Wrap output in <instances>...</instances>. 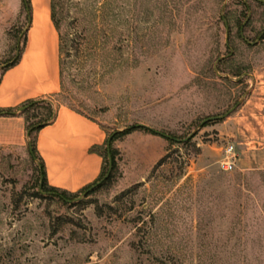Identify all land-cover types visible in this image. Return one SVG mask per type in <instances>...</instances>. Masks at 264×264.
<instances>
[{
	"label": "rangeland",
	"instance_id": "374dc122",
	"mask_svg": "<svg viewBox=\"0 0 264 264\" xmlns=\"http://www.w3.org/2000/svg\"><path fill=\"white\" fill-rule=\"evenodd\" d=\"M20 2L0 0L7 60L26 25ZM52 2L54 108L107 138L143 125L175 142L160 137L149 167H123L118 152L111 182L68 202L39 191L29 138L0 146V264H264V151L236 134L239 122L264 127V0ZM210 117L223 118L200 126Z\"/></svg>",
	"mask_w": 264,
	"mask_h": 264
},
{
	"label": "crops",
	"instance_id": "0c3cea01",
	"mask_svg": "<svg viewBox=\"0 0 264 264\" xmlns=\"http://www.w3.org/2000/svg\"><path fill=\"white\" fill-rule=\"evenodd\" d=\"M23 1L18 5V12L22 10ZM28 3L30 14L22 31L25 40L23 45L19 38L16 41V47L22 46L19 60L2 73L0 71V110L13 111L11 116L0 115L1 147L26 144L25 121L19 112L24 103L51 102L60 91L59 35L51 17V0H28ZM5 33L0 27V70L4 67L1 63L7 60L9 43ZM55 112V119L35 135L37 155L42 160L50 187L76 193L94 183L102 172L103 158L100 152L91 149L104 145L106 130L100 122L70 107L61 105L55 107ZM241 115L242 122L247 120V114ZM243 126L244 123L239 122L237 137L244 140L243 136H246L255 151H264V127L257 126L252 130L250 126L246 129ZM164 146L159 136L141 130L133 131L113 144L122 157L123 167L130 159L149 167L162 157Z\"/></svg>",
	"mask_w": 264,
	"mask_h": 264
},
{
	"label": "trees",
	"instance_id": "16d2710c",
	"mask_svg": "<svg viewBox=\"0 0 264 264\" xmlns=\"http://www.w3.org/2000/svg\"><path fill=\"white\" fill-rule=\"evenodd\" d=\"M53 8H54V5H53V2L51 0V17H52L53 24H54L56 30L58 31L57 24L54 20ZM22 11L26 15V22H27L28 16L30 14V7H29L28 0H24L22 2ZM22 31L23 30H21V32ZM21 32H19V34ZM58 35H59V32H58ZM24 40H25V35H22V38L20 39L22 45L24 43ZM60 42L61 41H60V35H59V52L61 50ZM16 50H17L16 56L13 55V57L11 59L6 60V61L1 63L2 65H4V67L0 70L1 73L3 71H5L6 69L14 66L18 62L21 51H22V46L18 45L16 47V44H15L14 52ZM22 107H26L22 112H20V115H22L24 118L25 130H26V133L28 132V136H27L29 138L28 144L30 145V147L28 146V153H29V156H30L32 162L34 164H36L37 187H38L40 192H42L44 194H49L53 197H58L63 202L75 201L79 197L80 194H82L85 191H87L88 189H90L93 185L98 183L105 176L107 169H108V156H107V152H106V142H107V139L111 135H109V137L106 138V141L103 145V146H105V150H103V151L101 150L103 147H100V148L94 147L91 149V151L100 152V154L103 158V164L105 161V163L107 165L106 171H104V167H102V172H101L99 178L94 183L84 187L83 189H81L80 191H78L76 193H68L66 191H62V190L50 187L46 181L42 160L37 155V151H36V147H35V135L44 126L50 124L55 119V115H56L55 108L51 102L46 101V100L28 101V102L24 103L22 105ZM12 112H13L12 110H0V115L3 114L4 116H11ZM137 130H141V131H144V132L149 133L151 135L162 137V136L158 135L156 131L149 129L147 127H133V126H131V127H128L122 131L113 133L111 141H110V157H111V162H112L111 173H110L109 177L101 185H99L95 189L91 190L86 196H88L89 194H92L93 192L105 187L107 184H109L111 182V180L113 178V173L117 169L116 156L118 154V151L113 148V143L115 141L123 138L124 136L130 134L131 132L137 131ZM162 138H164V137H162ZM165 139H167L170 143L175 142V139L172 136H168ZM165 157H163L158 162V164L160 162H162L165 159Z\"/></svg>",
	"mask_w": 264,
	"mask_h": 264
},
{
	"label": "water",
	"instance_id": "95a60500",
	"mask_svg": "<svg viewBox=\"0 0 264 264\" xmlns=\"http://www.w3.org/2000/svg\"><path fill=\"white\" fill-rule=\"evenodd\" d=\"M22 37V35L20 36ZM20 39V38H19ZM26 107H22L19 109V112H22ZM233 109H231L230 111H228L226 113V116L228 114H230L232 112ZM223 117H210V118H207L205 120H203L201 123H200V126H203L206 122L208 121H214V120H218V119H222ZM133 127H145L143 125H135ZM158 135L164 137V138H167L166 135L162 134V133H159L157 132ZM26 135L28 136V132L26 133ZM111 138H112V135L107 139V142H106V152H107V156H108V169H107V172L105 174V176L98 182L96 183L95 185H93L90 189H88L87 191H85L84 193L81 194V197L76 199L75 201H79L81 200L83 197H85L91 190L95 189L96 187H98L99 185H101L110 175L111 173V170H112V162H111V157H110V141H111ZM28 146L30 147V145L28 144Z\"/></svg>",
	"mask_w": 264,
	"mask_h": 264
},
{
	"label": "built area",
	"instance_id": "2783aa9c",
	"mask_svg": "<svg viewBox=\"0 0 264 264\" xmlns=\"http://www.w3.org/2000/svg\"><path fill=\"white\" fill-rule=\"evenodd\" d=\"M225 155L219 162V167L221 170L228 172L231 171L234 167L236 154L233 146L227 147V149L224 151Z\"/></svg>",
	"mask_w": 264,
	"mask_h": 264
}]
</instances>
